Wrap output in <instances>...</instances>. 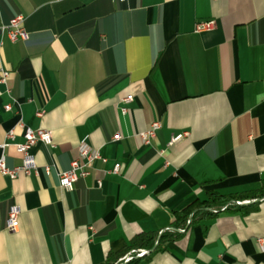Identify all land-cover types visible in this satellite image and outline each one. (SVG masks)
I'll return each instance as SVG.
<instances>
[{
  "label": "crops",
  "instance_id": "obj_1",
  "mask_svg": "<svg viewBox=\"0 0 264 264\" xmlns=\"http://www.w3.org/2000/svg\"><path fill=\"white\" fill-rule=\"evenodd\" d=\"M17 14L28 39L0 32L6 165L21 163L19 122L52 145L30 147L37 174H0V264H115L139 249L127 264H264V197L203 211L210 192L264 187V0H0V27ZM200 20L214 28L194 33ZM83 144L102 159L65 190L58 173ZM141 234L150 247L132 246Z\"/></svg>",
  "mask_w": 264,
  "mask_h": 264
},
{
  "label": "built area",
  "instance_id": "obj_2",
  "mask_svg": "<svg viewBox=\"0 0 264 264\" xmlns=\"http://www.w3.org/2000/svg\"><path fill=\"white\" fill-rule=\"evenodd\" d=\"M24 16L17 14L11 17L7 23L3 24L0 27V32H5L10 41L15 42L19 40H27L29 33L24 27ZM214 28V22L212 20H200L195 22L193 26L194 33H201L209 31ZM9 76V71L3 67H0V84H4ZM132 96H126L123 101L130 102L132 101ZM11 109L10 104L4 105V110L9 111ZM123 112L126 109H122ZM42 111H37L36 115L41 116ZM20 127L23 128V141L20 143L14 144L16 152L21 155V163L15 167H8L6 165V154L5 149L8 146L7 142L0 143V174L7 176L11 179L17 177L19 173H24L30 175L31 173L37 174L38 166L35 162L34 156L30 153V147L36 142H42L45 145H52V133L50 130L46 129H36L26 128L21 122L18 123ZM160 124L158 121H153L150 124V127L139 134L141 140L145 144H149L151 139L154 137L156 130H158ZM187 135V132H181L172 136L169 145H172L179 140L183 139ZM14 138V131L9 130L6 134V139ZM120 135L118 133L114 134L113 140H119ZM102 159L100 152L97 149H93L88 145L83 144L79 148L78 156L71 160L70 166L67 170L58 173L59 185L65 190H71L73 184L82 177H85L89 174L92 163L95 160ZM120 164L116 163L112 169V172L116 173L119 170ZM43 171L46 174L50 172V165L43 167ZM98 185L100 186V181L98 180ZM238 203V202H237ZM20 214L19 206L13 204L9 207L5 222V227L9 231H14L18 226V217ZM148 253V250L139 249L132 250L125 254L119 262L115 264H127L135 256L141 257Z\"/></svg>",
  "mask_w": 264,
  "mask_h": 264
},
{
  "label": "trees",
  "instance_id": "obj_3",
  "mask_svg": "<svg viewBox=\"0 0 264 264\" xmlns=\"http://www.w3.org/2000/svg\"><path fill=\"white\" fill-rule=\"evenodd\" d=\"M264 197V187L250 190L241 193H234L229 195H220L216 192H210L207 203L203 211H206L212 207L213 204L218 205V207L223 206L222 209H227L229 206H237V202L243 200H255L261 199ZM205 213V212H204ZM153 235L150 234H141L134 239L132 246H146L150 247L153 243Z\"/></svg>",
  "mask_w": 264,
  "mask_h": 264
}]
</instances>
